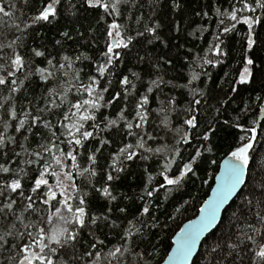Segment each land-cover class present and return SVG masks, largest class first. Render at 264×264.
I'll return each mask as SVG.
<instances>
[{
  "label": "trees",
  "instance_id": "16d2710c",
  "mask_svg": "<svg viewBox=\"0 0 264 264\" xmlns=\"http://www.w3.org/2000/svg\"><path fill=\"white\" fill-rule=\"evenodd\" d=\"M45 2L0 0L10 12L9 16L0 13V76L7 81L0 85V139L5 143L0 148V165L11 169L0 173V184L12 179H19L22 184V190L0 197V235L12 232L5 237L6 244L0 241V264H18L25 255L23 246L36 245L40 239L39 227L45 229L46 236L54 227L77 233L71 246L60 249L54 243L50 245L57 248L56 254H50L54 264H91L97 253L100 260L96 264H161L171 250L175 234L197 216L222 160L248 142L247 138L253 135L248 130L253 127L256 139L250 151L252 161L246 184L224 212L217 229L203 241L192 264H211L213 259L215 264H257L253 252L257 245L243 234H253L248 223L260 226L256 212L264 215V205L256 203L264 200L260 195V185L264 184V115L259 121L264 112L260 110L264 108L261 10L238 13V21L234 22L225 13H231L234 5L240 6L236 0H127L121 3L118 16L89 8L85 0H61L56 18L33 22ZM248 3L255 6V0ZM244 16L261 18V23L253 26L257 44L251 51L246 48L248 26L243 23ZM114 22L122 26L124 37L133 39L127 49L114 50L119 59L101 76L97 69L105 63L103 53L111 42L107 33ZM233 23L235 28L224 33V27L232 28ZM149 28L156 29L155 35ZM65 32L67 36L63 35ZM216 36L223 41L221 49L227 56L217 57L210 51L220 42ZM35 52L43 55L36 56ZM17 54L24 61L19 71L12 64ZM247 57H252L256 66L251 82L239 84V73ZM206 59L213 63H205ZM38 69H44L43 74ZM9 71L15 75L9 76ZM124 77L129 84L122 83ZM93 80L98 83L93 84L95 90L89 96L84 87ZM152 81L159 82V87ZM149 86L153 87L150 93ZM98 95L103 99H98ZM145 95L149 103L138 109ZM85 99L96 100L101 107L92 109L85 105L77 111L73 105ZM170 99L175 100L172 108L167 104ZM195 100L200 103L195 104ZM138 110L146 112L147 121L141 129L134 126V134L129 135L127 123H140ZM192 114L196 115V128L184 123ZM84 115L95 119L80 120ZM113 120L116 125L109 124ZM20 121H24L22 128ZM73 124H83L81 132L89 131L93 136L83 139L70 129ZM184 133L187 142L180 138ZM139 137H143V148L135 147L141 142ZM76 138L82 139L83 147L69 144ZM128 144L134 146L131 160L120 153ZM61 149L64 154L73 151L78 167H72L73 161L62 155ZM36 152L43 158L33 155ZM55 156H61L63 168L55 164ZM45 165H51L45 178L52 186V171L60 173L64 169L75 176L79 192L73 191L74 198L69 203L75 211L79 197H84V227L59 220L58 208L60 215L71 214L57 194L55 199L44 195L46 186L32 191ZM165 165H170L169 170L165 171ZM185 165L193 171L178 185H168L164 175L179 177ZM109 174L113 176L111 181L107 179ZM105 188L111 196L103 194ZM148 191H153V195L149 197ZM8 195L16 201L11 212L3 207ZM28 196H32L31 202ZM246 198L253 200L251 207L246 206ZM29 203L33 205L31 209L27 208ZM145 207L149 209L147 213ZM92 217L97 218L95 223ZM256 239L257 244L264 243V237ZM225 243L240 247L229 255V249L220 248ZM117 247L122 251L127 247L129 251L115 258L108 256ZM214 247L217 251L212 253ZM33 250L38 251V245ZM87 252L93 256L87 257ZM72 256L76 259L72 260Z\"/></svg>",
  "mask_w": 264,
  "mask_h": 264
},
{
  "label": "snow or ice",
  "instance_id": "6c2138e0",
  "mask_svg": "<svg viewBox=\"0 0 264 264\" xmlns=\"http://www.w3.org/2000/svg\"><path fill=\"white\" fill-rule=\"evenodd\" d=\"M87 6L89 8H99L104 11V13L108 15H119L120 13V5L121 3H126L127 0H85ZM236 3L239 4V7L233 6V10L231 13H225V15H230L231 21H238V13L242 12H249V13H255L257 8L261 10V13L264 14V0H255V6L248 3V0H236ZM61 5V0H46V2L41 7L38 15L33 17V22L38 21H50V18H56L57 17V10L58 7ZM11 7V5H9ZM0 13H3L4 16H9L10 12L5 10V7L0 4ZM221 24H223V20L220 21ZM243 23L248 26V31L245 36L246 39V48L247 51H251L254 46L257 44V38L253 31V26L255 24L261 23V18L259 16H244L243 17ZM110 30L107 33V36L111 38V42L107 44V50L103 53V56L105 57V63L101 64L98 67V72L101 76L104 75V73L107 71L108 67L113 64V61L115 59H119V54L114 51L115 49H127L129 47V44L132 42V37H124L122 26L118 23H112L110 26ZM235 28V23L232 24V28H229L227 26L224 27L223 32L228 33L232 31V29ZM148 31L152 32L153 35H155L156 29L155 28H149ZM63 35L67 36L68 33L65 32ZM138 35H143V33H138ZM215 39L217 41H220L219 43H216L213 48H210V51H214V54L217 57L227 56L226 51H222L221 44L223 41L220 40L219 36H216ZM36 56H42V52H35ZM65 60H68V57H64ZM264 62V61H262ZM51 64V61H49ZM205 63H213L212 60H205ZM217 63H219V60H217ZM12 64L16 67V70L19 71L24 64L23 58L17 54L15 56V59L12 61ZM256 66V61L252 57L246 58L245 66L243 67V70L239 73V80L237 83L239 84H247L251 82L252 76H253V68ZM63 67V65H61ZM37 71L41 72L43 74L44 69H38ZM9 76H14L15 72L9 71ZM49 75H51L49 73ZM135 75V73H133ZM196 78L195 76L193 77ZM6 78L0 76V85L5 84ZM11 83L14 85L16 84L15 80H12ZM98 82L93 80L92 83L86 85L84 87V91H86L89 96H92L93 91L95 90L93 87V84H97ZM123 84L127 85L129 84V80L127 77H124ZM151 84L155 85L156 87H159V82L152 81ZM134 87V86H133ZM15 91V89H13ZM107 89H104L106 91ZM236 89L233 88V91ZM147 91L150 93L153 91V87L149 86ZM118 95V94H117ZM98 99L102 100L103 97L99 96ZM149 103L148 97L145 95L138 105V109H143L146 104ZM163 105V101L161 102ZM195 104H199V100L194 101ZM168 107L172 108L175 104L174 99H170L167 101ZM89 106L92 109H98L101 107L96 100L93 99H85L80 103H76L73 105L79 111L83 106ZM166 111V109H162ZM174 110V109H173ZM261 111H264V108L260 109ZM188 111H192L189 109ZM13 117H15V112L12 113ZM75 115V114H74ZM136 116L139 118L140 123H136L133 125V123L129 122L127 123V128L129 129V135H133L131 129L135 126L137 129H141L143 124L147 121V115L146 112L137 111ZM36 120H39V117L35 118ZM65 119H69V117L65 116ZM94 120L95 116L93 115H84L80 117V120L87 121V120ZM184 123L188 125L190 128H196L197 127V119L196 115L192 114L190 118H187ZM110 125H116V121H110ZM24 126V121H20V127L22 128ZM45 127H48V123H45ZM83 127V124H73L70 126V129H75V133H79L80 136L83 139H87L89 137L93 136L92 132L89 131H83L81 132V128ZM19 130V129H17ZM179 131V130H178ZM248 131L252 132L253 135L247 138L248 142L243 143L242 146L237 147L234 151L231 152V159L225 161V170L224 173L218 178V184L217 188L214 190V194L212 198H210L208 201L205 202L204 206L200 209V212L202 213L201 217L198 221H194L187 225L185 229H182L180 236L175 241L176 247L173 250L172 254L169 256V264H189L190 258L193 256L194 250L197 247V242L200 240L202 234L210 230L213 225L216 223V217L217 214L220 212L222 206L225 204L226 201L229 200L230 197L233 196L234 193H236L239 189V186L245 181L246 176L248 175V167L250 162L252 161V157L250 155V151L253 148V141H255L256 136L255 132L256 129L253 127L252 129H249ZM75 133L69 132L70 135H75ZM138 135V134H137ZM151 138V137H149ZM181 140H184L187 142V133H184L181 135ZM205 140H207L209 137L205 135L203 137ZM140 143L135 145V147L143 148V137H139ZM244 138H242L243 140ZM74 143L75 145H79L83 147L82 139L76 138L74 140H70L69 144ZM5 147V143L3 139H0V148ZM42 148H44L45 151L50 152L51 149L47 148L43 145H41ZM55 147V145H53ZM132 144L126 145L124 148L120 149L121 154H126L127 159L131 160L133 159L135 153L131 151L133 149ZM62 155H66L67 157H70L73 161L72 167H78V165L75 164L76 161V155L73 154L72 150H69L66 154L63 153V150H60ZM150 151V149H149ZM159 151V149H157ZM179 155V152L176 153ZM6 155V153H5ZM16 155H19L17 153ZM33 155L40 157L41 159L43 157L40 156L39 152L33 153ZM200 155V152L196 153V156L198 157ZM94 160V157H92ZM29 163H32V161H29ZM264 164V162H261ZM55 164L57 166H60L63 168V161L61 159V156H55ZM51 167V165H45L44 171L40 172L39 178L35 179V186L32 188L33 192H36L38 189L41 188V186H46L48 188V191L44 193L45 196H48L52 199L56 198V192L53 190V186L49 184L48 179H46V175L48 174V169ZM170 165H165V171L169 170ZM122 170V169H121ZM11 171L10 167L0 165V173H9ZM193 169L189 165L184 166V170L181 173L179 177L171 178L168 175H164V180H166L168 185H178L187 175V173L192 172ZM51 176L55 178L56 180V187L60 188L62 190L61 194H64L67 192L68 188L71 187L74 192H79L78 186L75 185V176L71 172H62L58 173L56 171H52ZM61 175H63L64 179H61ZM92 175H95L93 172ZM107 179L111 181L113 179V176L109 174L107 176ZM67 181V184L65 183ZM163 186V185H161ZM260 188L262 189L260 195L264 196V184L260 185ZM18 190H22V184L19 179H12L11 182H3L0 184V197H5V193H16ZM158 190V189H156ZM103 194L105 196H111V193L108 191L107 188L103 190ZM147 195L150 197L153 195V191H148ZM72 196H65L63 201V207L66 209L68 213L71 214V216H64L60 215V209H57L56 215L58 216L59 220L62 221L64 224L68 223H78L80 227H84L85 220L84 217L86 215L85 207H83L85 200L83 196L79 197V205L75 208V211H73V206L69 203L70 199H73ZM6 199L8 200L7 203L4 204V209H8L9 212H11L13 205L16 203L15 200L12 199L11 195L6 196ZM32 196H28L27 200L32 201ZM112 199H115V197H112ZM47 203V201H44ZM257 205H264V200L258 199L256 201ZM253 204V200L251 198H246V206L251 207ZM33 207L32 203H29L27 205L28 209H31ZM0 211H3V209H0ZM121 211H124L121 209ZM149 209L147 207L144 208V213H147ZM256 218L260 221V226L257 227L253 223H248L247 228L251 230V233L245 232L243 235L246 238L247 241H250L251 244L257 245L256 248L253 249L254 255L257 258V264H264V243L257 244L256 237H264V215H262L260 212H256L254 214ZM17 219H20L18 217ZM92 223L96 222V217H92ZM38 227V225H36ZM12 227H15L13 224ZM28 225H25V228L27 229ZM12 232L8 231L5 232L4 235H0V241H3L4 244L7 243V240L5 239L6 236H11ZM21 237L24 236V233L19 234ZM29 236H31V233H28ZM38 235L40 236V239L36 241V245H33L31 243L25 244L23 246L22 251L25 253L23 255V258L19 260L18 264H36V262H39V264H54V261L51 259V255H54L57 253V248H53L50 245L54 243L57 245L60 249H64L66 246H71V242H74L77 238L76 232H69V230L66 227L61 228H52L51 234L47 235L45 234V229L43 227H39ZM45 236L48 240V243H45ZM99 243H103V241H100ZM243 243V241H241ZM38 245V251L33 250L34 247ZM3 245L0 244V247ZM15 247V245H13ZM93 248L95 245L92 246ZM227 248L230 250L229 255L232 253H236L237 249L240 247L237 243H225L224 245H220V248ZM47 249V251H45ZM129 249L127 247L123 248V251L120 247H117L114 251H110L108 253V256L110 257H117V254L123 255L124 252H128ZM217 251V248L212 249V253H215ZM51 254V255H50ZM141 257V260H143V257L141 254H137ZM211 255V253L209 254ZM238 255V253H237ZM87 257H92V252L86 253ZM72 260H75L76 257L72 256ZM83 259V257H81ZM100 260L99 253L96 254L95 260L91 262V264H96L97 261ZM63 264H68L67 261H64ZM211 264H215V260L211 262Z\"/></svg>",
  "mask_w": 264,
  "mask_h": 264
},
{
  "label": "water",
  "instance_id": "95a60500",
  "mask_svg": "<svg viewBox=\"0 0 264 264\" xmlns=\"http://www.w3.org/2000/svg\"><path fill=\"white\" fill-rule=\"evenodd\" d=\"M264 115V112L263 114L260 116L259 118V121L262 119ZM259 124H257L258 126ZM255 136H256V133H255ZM254 143L255 141H253V146H254ZM231 159V153L229 155H227L223 160L222 162L220 163V167H219V171L215 177V180H214V184L209 192V195L208 197L206 198V200L203 202V204L201 205L200 209L204 206L205 202L208 201L210 198H212L213 194H214V190L217 188V184H218V178L224 173V170H225V161ZM248 171H249V167H248ZM248 176V175H247ZM247 176L245 178V181L239 186V189L236 193L233 194L232 197L229 198L228 201L225 202V204L222 206L220 212L217 214V217H216V223L213 225V227L208 230L207 232H205L204 234H202L200 240L197 242V247L196 249L194 250V253H193V256L190 258V261H189V264H192L194 259L197 257L199 251H200V248H201V245L203 243V241L215 230L217 229V227L220 225L221 221H222V218H223V215H224V212L226 211V209L230 206V204L234 201V199L237 197V195L241 192V190L243 189V187L245 186L246 184V181H247ZM200 209H199V212L197 214V216H195L194 218H192L191 220H188L187 222H185L180 230L175 234V236L173 237L172 239V247H171V250L170 252L168 253L167 257L164 259V261L161 263V264H169V256L172 254L173 250L175 249L176 247V243L175 241L177 240V238L180 236L181 234V231L182 229H185V227L187 225H189L190 223L194 222V221H198L199 218L201 217L202 213L200 212Z\"/></svg>",
  "mask_w": 264,
  "mask_h": 264
},
{
  "label": "rangeland",
  "instance_id": "374dc122",
  "mask_svg": "<svg viewBox=\"0 0 264 264\" xmlns=\"http://www.w3.org/2000/svg\"><path fill=\"white\" fill-rule=\"evenodd\" d=\"M62 172H65L64 169L60 173ZM61 179L62 180L64 179L63 175H61ZM65 183L67 184V181H65ZM53 190L61 198L62 201H64L65 196H72L73 194V189L71 187L68 188L67 192H65L64 194H61L62 190L56 187V180H55V184L53 185Z\"/></svg>",
  "mask_w": 264,
  "mask_h": 264
}]
</instances>
